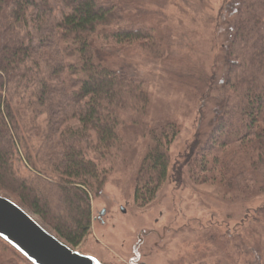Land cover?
Wrapping results in <instances>:
<instances>
[{"label": "trees", "instance_id": "16d2710c", "mask_svg": "<svg viewBox=\"0 0 264 264\" xmlns=\"http://www.w3.org/2000/svg\"><path fill=\"white\" fill-rule=\"evenodd\" d=\"M136 1L138 6L133 8ZM62 6L69 12L62 13L54 29L60 49L73 58L67 67L73 80L71 90L77 108L73 119L77 124L66 125L59 134L61 202L53 210L46 190L21 179L13 163L17 143L23 142L24 135L15 97L40 86L37 103L42 106L50 91V85L39 79L38 43L33 31L53 10L37 0H0V190L18 198L51 232L74 248L91 227L90 188L93 186L98 194L106 180L91 153L102 156L104 150L120 144L123 111L131 105L142 114L149 103L142 81L124 65L111 64L108 57L128 55L133 49L155 55L160 43L155 28L144 22L149 10L143 0H62ZM227 13L230 17L225 24L231 31L215 115L208 132H197L184 165L194 182L238 187L234 185L241 181L245 189L263 192L264 0H232ZM56 71L51 70L50 79L59 80ZM214 82L215 75L211 74L202 83L200 79L197 89L205 95ZM178 131L173 122L151 130L150 146L135 174L137 206L149 205L169 180V149ZM182 169L172 168L176 181L181 180ZM253 220L264 221V204L255 209ZM245 234L253 240L249 253L254 255V263L250 264H259L260 243L251 230ZM212 236L218 240L223 237L213 234L210 239ZM0 264L36 263L0 235Z\"/></svg>", "mask_w": 264, "mask_h": 264}, {"label": "rangeland", "instance_id": "374dc122", "mask_svg": "<svg viewBox=\"0 0 264 264\" xmlns=\"http://www.w3.org/2000/svg\"><path fill=\"white\" fill-rule=\"evenodd\" d=\"M37 1L53 10L33 31L38 43L39 79L50 85V91L42 106L37 103L40 86L15 97L24 137L17 143L13 163L21 179L46 190L56 210L61 202L59 134L66 125L77 124L73 119L77 109L73 80L67 67L73 58L60 49L54 29L62 13L69 10L63 8L62 0ZM231 1L143 0L149 10L144 22L156 30L159 52L153 55L133 49L128 55L108 57L111 64L124 65L142 81L149 103L142 114L131 105L123 111L120 144L104 150L102 156L91 153L106 180L98 194L90 188L91 227L74 248L101 264H250L254 263V255L249 253L253 240L245 234L247 229L260 243L258 263L264 264V221L253 220L255 209L264 204V191L253 193L241 181L234 185L238 187L194 182L184 165L197 132L211 129L225 72V48L231 31L225 20L230 17L227 5ZM134 5L136 8L138 2ZM51 70H57L59 80L50 79ZM211 74L215 75L212 90L202 95L197 89L200 79L202 83ZM166 122L179 127L169 149V180L149 205L139 207L134 202L135 174L150 146L151 130ZM173 167H183L180 181H176ZM0 195L19 203L50 231L14 195L2 190ZM213 234L228 237L210 239Z\"/></svg>", "mask_w": 264, "mask_h": 264}, {"label": "water", "instance_id": "95a60500", "mask_svg": "<svg viewBox=\"0 0 264 264\" xmlns=\"http://www.w3.org/2000/svg\"><path fill=\"white\" fill-rule=\"evenodd\" d=\"M0 235L16 245L36 264H99L95 257L68 246L23 207L2 195Z\"/></svg>", "mask_w": 264, "mask_h": 264}]
</instances>
